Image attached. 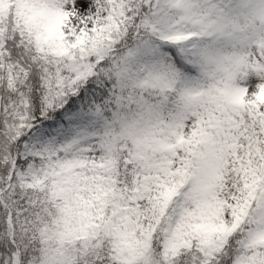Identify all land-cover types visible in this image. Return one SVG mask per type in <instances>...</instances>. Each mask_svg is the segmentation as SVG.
Returning <instances> with one entry per match:
<instances>
[{
  "label": "snow or ice",
  "instance_id": "obj_1",
  "mask_svg": "<svg viewBox=\"0 0 264 264\" xmlns=\"http://www.w3.org/2000/svg\"><path fill=\"white\" fill-rule=\"evenodd\" d=\"M0 264H264V0H0Z\"/></svg>",
  "mask_w": 264,
  "mask_h": 264
}]
</instances>
